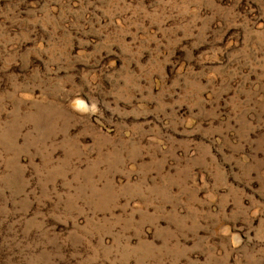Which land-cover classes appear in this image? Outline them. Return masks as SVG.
I'll return each instance as SVG.
<instances>
[{"label":"rangeland","instance_id":"374dc122","mask_svg":"<svg viewBox=\"0 0 264 264\" xmlns=\"http://www.w3.org/2000/svg\"><path fill=\"white\" fill-rule=\"evenodd\" d=\"M0 264H264V0H0Z\"/></svg>","mask_w":264,"mask_h":264}]
</instances>
